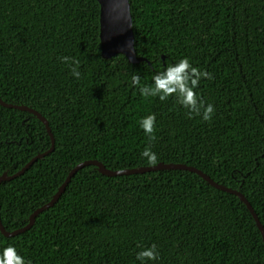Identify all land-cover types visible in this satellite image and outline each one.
Returning <instances> with one entry per match:
<instances>
[{"label": "trees", "instance_id": "1", "mask_svg": "<svg viewBox=\"0 0 264 264\" xmlns=\"http://www.w3.org/2000/svg\"><path fill=\"white\" fill-rule=\"evenodd\" d=\"M128 1L137 63L101 57L97 0H0V99L39 112L54 138L53 152L0 184L2 226H26L79 163L151 167L141 157L150 147L157 164L239 191L264 227V0ZM61 56L79 61V80ZM185 57L212 74L196 89L214 106L209 121L189 117L175 94L139 91ZM149 114L153 140L140 127ZM50 147L33 114L0 105V176ZM151 244L155 264H264L246 206L182 170L108 177L86 166L28 231L0 232V249L14 246L29 264H139Z\"/></svg>", "mask_w": 264, "mask_h": 264}, {"label": "water", "instance_id": "2", "mask_svg": "<svg viewBox=\"0 0 264 264\" xmlns=\"http://www.w3.org/2000/svg\"><path fill=\"white\" fill-rule=\"evenodd\" d=\"M99 4V40H100V52L103 59H111L112 57L120 54L123 55L129 63H137L144 61L142 58H137L134 51V37L132 31V18L130 14V5L128 0H97ZM0 105L8 109H17L21 111H26L33 114L38 120L42 122L45 126L46 131L51 139V147L47 151L34 156L29 160L23 168L12 175L3 173L0 176V184L2 182H8L22 176L36 161L42 159L49 155L54 150V138L51 133V129L48 125V121L36 110L31 109L22 105L8 104L0 99ZM86 166H94L97 171L108 177L123 176V175H133V174H143L147 172H153L158 170H182L190 173L197 174L200 176L207 184L211 187L227 192L236 196L248 209L252 215L256 227L258 228L263 243H264V227L260 223L257 215L255 214L252 206L248 200L239 191L226 188L222 185L214 182L209 176L201 172L200 170L189 167L183 164H157L151 167H139L134 169L117 170L111 171L106 169L100 162L95 160H88L76 165L68 174L65 181L58 188L56 193L52 196L51 200L43 205L42 207L36 209L29 217L28 223L23 228L14 230L12 232H7L2 226L0 220V232L3 236L9 238L16 235L22 234L28 231L34 224L36 217L45 210L53 207V205L58 201L63 192L65 191L67 185L71 179L78 173L79 170Z\"/></svg>", "mask_w": 264, "mask_h": 264}, {"label": "clouds", "instance_id": "3", "mask_svg": "<svg viewBox=\"0 0 264 264\" xmlns=\"http://www.w3.org/2000/svg\"><path fill=\"white\" fill-rule=\"evenodd\" d=\"M61 63L71 67L72 76L79 80L81 72L79 69V61L70 56H61ZM210 72L193 67L188 58H182L178 62L168 65L163 71L158 72L152 77L151 86H143L139 91L145 97H156L160 100H166L175 94L178 103L188 109L189 117L194 113L201 116L202 120L209 121L214 114V106L212 104L205 105L204 101L196 92L198 85L202 79L211 80ZM140 83L139 76L132 77L133 86ZM156 123L155 114H149L140 121V127L148 136L149 140L155 139L154 129ZM141 157L146 160L149 166H155L158 163L157 154L150 147H145L141 152ZM135 259L139 264H155L160 260V253L155 244L142 248L136 253ZM0 264H29L25 258L18 254L14 246H7L0 249Z\"/></svg>", "mask_w": 264, "mask_h": 264}]
</instances>
